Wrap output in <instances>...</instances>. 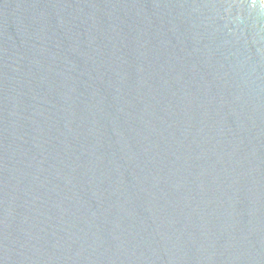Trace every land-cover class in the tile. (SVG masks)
I'll use <instances>...</instances> for the list:
<instances>
[{"label": "water", "instance_id": "obj_1", "mask_svg": "<svg viewBox=\"0 0 264 264\" xmlns=\"http://www.w3.org/2000/svg\"><path fill=\"white\" fill-rule=\"evenodd\" d=\"M0 264H264L263 0H0Z\"/></svg>", "mask_w": 264, "mask_h": 264}, {"label": "bare ground", "instance_id": "obj_2", "mask_svg": "<svg viewBox=\"0 0 264 264\" xmlns=\"http://www.w3.org/2000/svg\"><path fill=\"white\" fill-rule=\"evenodd\" d=\"M263 2H264V0H263Z\"/></svg>", "mask_w": 264, "mask_h": 264}]
</instances>
